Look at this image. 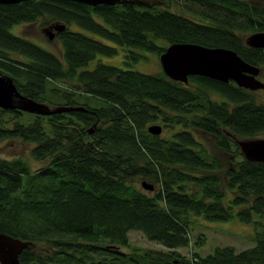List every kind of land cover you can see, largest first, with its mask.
Here are the masks:
<instances>
[{"label": "trees", "instance_id": "16d2710c", "mask_svg": "<svg viewBox=\"0 0 264 264\" xmlns=\"http://www.w3.org/2000/svg\"><path fill=\"white\" fill-rule=\"evenodd\" d=\"M174 2L197 20L132 0L0 4V72L29 99L85 109L36 115L0 108V142L28 145L29 159L0 157V232L32 243L18 257L22 264H264V223L254 219L264 218V162L245 160L228 137L264 135L257 90L199 75L181 83L131 68L142 58L138 51L159 57L167 45L189 42L234 50L258 66L264 80V48L244 42L247 34L264 31L263 0ZM38 20L66 26L55 36L59 57L10 31ZM118 47L126 67L98 62L87 68L97 55H116ZM157 121L169 129L167 136L147 131ZM199 133L216 138L225 167ZM136 177L153 189H139ZM234 214L258 229L253 246H217L189 257L176 250L190 242L192 217L213 222ZM130 230L167 250L120 252L119 246L129 247ZM196 239L201 246L204 238Z\"/></svg>", "mask_w": 264, "mask_h": 264}, {"label": "water", "instance_id": "95a60500", "mask_svg": "<svg viewBox=\"0 0 264 264\" xmlns=\"http://www.w3.org/2000/svg\"><path fill=\"white\" fill-rule=\"evenodd\" d=\"M26 0H0V4H14ZM86 5H113L124 0H71ZM264 4V0H263ZM66 26L53 22L42 28L41 32L48 40L55 38ZM250 48H264V31H254L244 38ZM158 61L168 78L187 83L189 75H199L227 83L232 81L236 86L246 90H264V81L258 79L260 68L242 59L234 50L224 47H207L197 43L174 42L167 45ZM10 76L0 72V108L19 109L36 115H50L65 111H84L80 106H50L47 103L32 100L21 94ZM147 131L159 135L161 126L148 125ZM91 133L92 129L88 128ZM229 135V134H228ZM239 153L250 162H264V137L235 140ZM142 189L151 191L153 185L142 181ZM32 243L0 232V264H22L21 252Z\"/></svg>", "mask_w": 264, "mask_h": 264}, {"label": "rangeland", "instance_id": "374dc122", "mask_svg": "<svg viewBox=\"0 0 264 264\" xmlns=\"http://www.w3.org/2000/svg\"><path fill=\"white\" fill-rule=\"evenodd\" d=\"M139 4L148 6V7H161L166 8L167 10H170L172 12H175L177 14L183 15L185 17H188L190 19L197 20L195 16H193L190 13L185 12L182 7L174 2V0H132ZM47 24H44L40 22L39 20L31 25H25V26H16L11 27L10 31L17 35H24L25 38L28 40L34 42L39 45L40 47H43L47 50H51L55 54L58 55V57L61 55V49L59 46V42L54 38L52 40H48L44 34L41 32L42 28L46 27ZM71 29H76L74 27H70ZM78 30L82 31L86 35H90L92 38L97 39L105 44L112 45L110 41L87 31H84L82 29ZM163 44L162 41H157ZM125 51L124 49L118 47V53L114 56H104V55H97L94 59L88 62L87 68L91 69L93 68L98 62L108 64V65H116L119 67H126L124 61L126 58L124 57ZM137 53H140L142 55V58L137 63H133L131 65V68L140 72L144 73H150V74H157L158 72H162L158 56H156L154 53L151 52H142L138 51ZM258 79L263 80L262 76H259ZM58 84V83H57ZM60 86H66L64 84L60 83ZM70 88H73V84L69 83ZM258 100L264 101V91L263 90H257ZM217 98V97H215ZM84 99L89 103L92 104V100L89 97H84ZM23 119L26 121L30 120L29 115H23ZM163 122L157 121L153 122L152 124L160 125L162 126ZM151 124V123H150ZM149 125V124H148ZM169 133V129L163 128L160 132L159 137L167 136ZM226 133V132H225ZM197 137L202 142V144L205 146L209 154L211 156L215 157L217 160L220 161L223 167H225L226 163V157L227 155L224 154L222 150L215 144L216 138H214L213 135L205 134V133H199L197 134ZM229 139L231 143H234L235 140H241V139H247V138H263L264 135H257L254 137H245V136H239L235 134L229 133ZM236 144V143H235ZM25 152V154H24ZM28 145L22 144V142H14V141H1L0 142V157H13L16 155L23 154V157L28 158ZM30 162L33 166L36 165L34 161L30 159ZM145 181L148 183H151L145 178L136 177L133 180V184L137 186L139 189H142L141 182ZM144 190V189H142ZM194 220V224L191 229V233L189 235L190 242L187 247H181L177 248L178 252L181 255H184L185 257H189L192 252L196 251L200 255L205 256L208 253H211L213 249L217 246H232L235 251H240L242 249H245L246 247L253 246V242L251 241V236H253L254 232L258 229H256L254 224L250 223H243L238 220V218L235 216V214L232 216L231 219L227 221H213L208 222L204 221L201 218L192 217ZM254 219H258L261 222L264 223V218L259 219L256 215L254 216ZM201 235L204 238L203 244L201 246H196V238L197 235ZM128 242L129 247H120L119 251L123 252H131L130 247L138 248L139 250L143 251L146 250H153V251H160L164 252L167 250L164 248L161 244H158L154 241H150L145 238V236L137 230H130L128 232ZM167 252V251H166ZM191 260V259H189Z\"/></svg>", "mask_w": 264, "mask_h": 264}, {"label": "flooded vegetation", "instance_id": "af4514ba", "mask_svg": "<svg viewBox=\"0 0 264 264\" xmlns=\"http://www.w3.org/2000/svg\"><path fill=\"white\" fill-rule=\"evenodd\" d=\"M259 76H262V75H261V72L258 74V77H259Z\"/></svg>", "mask_w": 264, "mask_h": 264}]
</instances>
